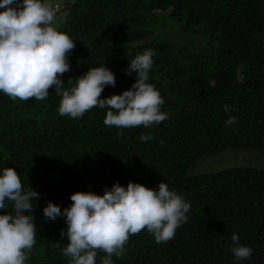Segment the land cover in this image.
<instances>
[{
  "label": "trees",
  "instance_id": "1",
  "mask_svg": "<svg viewBox=\"0 0 264 264\" xmlns=\"http://www.w3.org/2000/svg\"><path fill=\"white\" fill-rule=\"evenodd\" d=\"M53 1L72 5L55 24L76 45L61 77L64 89L104 64L116 85L106 86L101 98L119 95L135 82L136 73L125 72L129 61L151 49L148 82L160 91L169 118L151 128H110L103 123L108 108L94 107L79 119L60 116L54 88L45 100H12L0 92V175L14 168L24 189L40 194L28 264H69L53 246L68 243L61 237L65 218L46 221L48 202L63 211L75 192L103 195L105 187L126 188L129 181L151 189L165 182L191 209L173 239L156 243L144 230L113 264H264V169L188 175L192 164L216 151L264 152V0L48 1L54 7ZM229 116L237 122L226 127ZM142 133L154 139L143 142ZM6 212L10 203L0 209ZM234 233L253 249L251 258L235 261ZM104 255L98 253L97 264Z\"/></svg>",
  "mask_w": 264,
  "mask_h": 264
},
{
  "label": "clouds",
  "instance_id": "2",
  "mask_svg": "<svg viewBox=\"0 0 264 264\" xmlns=\"http://www.w3.org/2000/svg\"><path fill=\"white\" fill-rule=\"evenodd\" d=\"M0 92L12 100L35 98L45 100L49 89L61 96L58 112L71 119L98 107L108 108L103 121L107 127L151 128L169 118L161 111L164 98L155 85L149 83L154 50L147 49L129 61L127 75L136 73L135 82L121 94L101 98L106 86L115 87L116 77L106 66L91 67L70 89H64L61 77L70 71L69 55L75 40L53 25L56 11L48 0H0ZM69 84L72 79H69ZM225 112L231 106H223ZM237 122L229 116L225 126ZM117 135L122 136V132ZM143 142L154 139L151 133L141 134ZM40 194L30 186L24 189L20 175L7 167L0 175V209L12 212L0 214V264H28L36 244L35 200ZM71 205L61 211L59 205L48 202L43 209L46 221L63 216L67 225L61 237L68 243L61 250L69 264H97L99 252L104 253L99 264H113V257L122 259L132 235L144 230L156 243L173 239L176 230L187 222L191 205L183 195L169 189L165 182L156 189L129 181L127 187L116 182L103 195L75 192ZM230 248L235 261L251 258L253 249L240 243L234 233Z\"/></svg>",
  "mask_w": 264,
  "mask_h": 264
},
{
  "label": "rangeland",
  "instance_id": "3",
  "mask_svg": "<svg viewBox=\"0 0 264 264\" xmlns=\"http://www.w3.org/2000/svg\"><path fill=\"white\" fill-rule=\"evenodd\" d=\"M52 1V0H48ZM54 3V1L52 2ZM55 10L61 8L55 2ZM54 3V4H55ZM59 18L56 19L55 24L58 23ZM55 24L53 27H55ZM256 167L264 169V152L245 150V149H230L216 151L215 153L209 154L197 160L188 170V175H197L203 173L218 172L230 167Z\"/></svg>",
  "mask_w": 264,
  "mask_h": 264
},
{
  "label": "water",
  "instance_id": "4",
  "mask_svg": "<svg viewBox=\"0 0 264 264\" xmlns=\"http://www.w3.org/2000/svg\"><path fill=\"white\" fill-rule=\"evenodd\" d=\"M72 5H65L62 6L61 8H58L56 11V17L59 16L60 14L64 13V11H67Z\"/></svg>",
  "mask_w": 264,
  "mask_h": 264
}]
</instances>
